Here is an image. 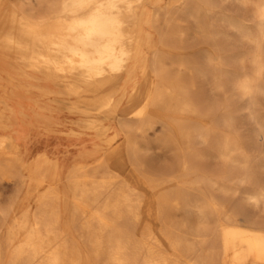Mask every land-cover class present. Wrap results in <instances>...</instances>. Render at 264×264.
Returning a JSON list of instances; mask_svg holds the SVG:
<instances>
[{
    "label": "bare ground",
    "instance_id": "1",
    "mask_svg": "<svg viewBox=\"0 0 264 264\" xmlns=\"http://www.w3.org/2000/svg\"><path fill=\"white\" fill-rule=\"evenodd\" d=\"M205 2L53 0L32 16L20 0H0V75L15 89L26 84L28 92L47 97L44 105L48 110L58 113L62 108L78 116L74 125L94 137L92 148L73 156L69 164L47 151L35 153L27 162L25 157L29 154L23 148L27 124L30 120L41 122L45 130L55 132L59 129L58 118L50 114L27 115L24 104H15L9 96L11 87L0 92V129L5 132L0 134V149H7L8 157L28 170L36 187L46 185L37 194L33 214L26 210L23 217L7 227L5 243L13 246L6 264H91L67 233L72 226L100 264H171L169 254L148 246L146 239L155 237L149 224L143 226L139 237L129 231L132 220H142L140 207L145 199L125 173L122 147L125 144L128 154V139L113 145L123 134L114 129L113 119L118 115L123 122L143 124L164 108L171 111L168 124H174L173 111L196 112V102L181 73L190 64L177 60L173 61L178 66L176 70L166 67L163 36L156 42L151 31L152 21L162 9L167 16L174 11H191L196 16L199 10L195 6ZM257 12V27L264 34V0L257 4ZM23 79L30 81L25 83ZM179 124L186 131L191 129L189 121ZM62 175L64 183L60 187ZM262 190L251 197L262 196ZM185 202L190 203L187 199ZM216 206L211 200L200 211L205 215L206 211L214 213ZM65 210L68 215L64 216ZM220 219L212 228L204 224L190 232L194 238L208 239L211 248L188 263L264 264V227L247 215L242 221L228 216L227 224ZM119 221L123 223L120 230L114 226ZM21 234V241L13 244ZM162 234L179 256L193 252V242L187 234L172 230Z\"/></svg>",
    "mask_w": 264,
    "mask_h": 264
},
{
    "label": "rangeland",
    "instance_id": "2",
    "mask_svg": "<svg viewBox=\"0 0 264 264\" xmlns=\"http://www.w3.org/2000/svg\"><path fill=\"white\" fill-rule=\"evenodd\" d=\"M51 1L20 0L23 9L32 16H37L42 6L45 8ZM210 1L195 6L199 10L196 16L191 11L190 14L188 11H174L167 16L166 10L162 9L152 21L154 40L158 42L161 34L164 39L162 51L166 67L176 70L178 66L173 61L177 60L190 64L181 73L196 102V112L173 111L174 124H168L171 111L164 108H159L160 113L155 112L143 124L123 120L118 124L123 134L113 143L115 146L128 139V154L125 144L122 147L125 173L134 184L132 186H138V190L143 192L145 199L140 207L142 220H132L129 231L139 237L143 226L149 224L155 237L146 239L148 246L169 254L167 257L171 256V264L193 262L198 254L205 255L210 250L208 239L190 235L197 226L207 224L212 228L217 220L221 221L220 218L227 224L225 218L228 216L242 221L247 215L249 220L264 227V34L257 27V4L262 0ZM22 81L29 83L30 80ZM24 85L16 90L0 75V92L11 87L13 90L9 96L15 104H24V96L30 93ZM245 85L247 89H244ZM181 121H189L191 129L184 130L182 123L179 124ZM3 130L0 129V134L5 133ZM33 137L27 138L28 150L23 143L24 151L29 154L25 157L27 162L32 161L35 153L44 151L39 149V139ZM75 144L73 137L64 144L51 142L53 153L47 152L52 156L61 155L71 152L70 148ZM6 150L0 149V264L7 263L13 246L5 243L7 227L23 217L26 210L29 215L33 214L37 194L46 186L36 187L28 170L17 160L12 161ZM63 175L60 187L64 183ZM257 190L263 191V197L252 198ZM186 199L189 204H186ZM254 199H258V203ZM211 200L217 203L216 210L214 213L206 211L205 215L200 208ZM220 209L222 211H218ZM67 212L64 211V216L68 215ZM114 226L120 230L123 223L119 221ZM74 229L72 226L67 233L81 248L83 256L89 257L91 264H100V260L89 254L86 240ZM166 230L187 234L193 242V252L179 256L171 250L163 238L162 233ZM17 239L13 244L21 241L22 234ZM204 245L208 248L205 246V249ZM180 259L187 261L182 263Z\"/></svg>",
    "mask_w": 264,
    "mask_h": 264
},
{
    "label": "crops",
    "instance_id": "3",
    "mask_svg": "<svg viewBox=\"0 0 264 264\" xmlns=\"http://www.w3.org/2000/svg\"><path fill=\"white\" fill-rule=\"evenodd\" d=\"M30 91L31 93L25 95L24 99L22 100V102L24 103V111L27 113V115L34 116L36 114L37 115L38 114L39 115L50 114V116L57 117L59 121V125L57 127L59 129L55 132H46L44 130V125H42L41 122H34L33 120H30V123H28L27 127H25L27 137L24 143H25L26 150H28L29 148L27 144V138H29L30 135L32 137L34 136L33 138L39 139L37 141L40 144L39 149H42L48 152L53 151L51 150L53 148L50 146L51 142L64 144V143H68L69 139L73 137L76 144L74 147L70 148L71 152H64L61 155H57L54 153L55 155L59 156V158L65 164H69L73 156L77 155L78 153H81L84 150L92 148L93 138H94L93 133L87 130H84L83 128L79 126L74 125V123L77 122V120L79 119L78 116L70 114L66 110H63L62 108L59 110L58 113L48 110L45 107L46 105L45 103L48 102L47 97L43 96L41 93H34L32 90ZM123 120L124 119H122L118 115L113 119L114 129H116L117 131L121 133L123 132H122L121 127L118 124H120V122H122ZM66 149H69V148L66 147Z\"/></svg>",
    "mask_w": 264,
    "mask_h": 264
}]
</instances>
